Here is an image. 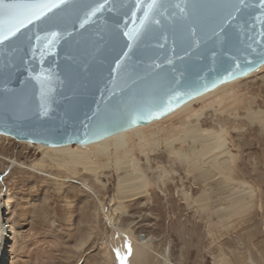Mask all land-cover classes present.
Wrapping results in <instances>:
<instances>
[{"label": "water", "instance_id": "water-1", "mask_svg": "<svg viewBox=\"0 0 264 264\" xmlns=\"http://www.w3.org/2000/svg\"><path fill=\"white\" fill-rule=\"evenodd\" d=\"M30 2L48 7L15 35L0 16V134L15 140L98 141L264 64V0H155L147 16L151 0Z\"/></svg>", "mask_w": 264, "mask_h": 264}, {"label": "rangeland", "instance_id": "rangeland-1", "mask_svg": "<svg viewBox=\"0 0 264 264\" xmlns=\"http://www.w3.org/2000/svg\"><path fill=\"white\" fill-rule=\"evenodd\" d=\"M233 83L189 110L201 112L206 126L224 125L234 151L239 145L241 166L254 189L250 209L229 213L227 192L213 191L214 180L196 179L197 171L188 172L175 152L163 148L164 138L179 133V121L191 112H175L142 126L139 136L146 143L141 147V137L126 134L150 181L142 192H128L116 210L118 173L113 167L102 168L98 180L49 166L39 171L32 166L41 158L34 143L1 134L0 203L9 196L1 215L11 227L8 264H264V144L258 143L264 128L249 122L244 109L250 103L264 109V66ZM151 133H157L159 147ZM96 159L107 160L102 155Z\"/></svg>", "mask_w": 264, "mask_h": 264}, {"label": "bare ground", "instance_id": "bare-ground-1", "mask_svg": "<svg viewBox=\"0 0 264 264\" xmlns=\"http://www.w3.org/2000/svg\"><path fill=\"white\" fill-rule=\"evenodd\" d=\"M263 66L264 64H262L254 71ZM239 78L241 77L235 78L228 82H224L216 86L215 88L188 100L175 110L159 119L168 117L175 112H191L189 109L194 102L220 90H225V88L229 84L233 83V81L236 82V80H238ZM251 104L252 103H250V105L248 104V106L244 108L245 117L249 120V122L256 121L263 129L264 109H255ZM155 120L158 119H154L146 124L152 123ZM206 122L207 121L204 117H202L201 112L192 111L191 113H188L185 118L179 121V133H175L168 138H164L163 148L168 153L175 152V158L178 160V162L184 164L187 167L188 172L197 171L196 179L201 180V182L214 180L211 189L213 190V188H215L216 192H227V195L224 196V198L227 200L225 208L229 210V213L238 215L241 212H245L250 209L253 203L254 189L252 187V183L248 178L249 173L247 174L246 168L241 166V159L240 155L238 154L239 145L236 144L237 151H234L233 147L235 146V143L231 141L229 136H227L228 134L224 125L218 124L213 126H206ZM146 124H139L127 130H123L110 136L104 137L98 141L84 144L88 146L86 147L88 149H81L80 146L83 145L78 144L75 148H73L71 144L50 146L34 143L41 150V158L35 160L32 163V166L39 171L44 170L42 168L49 166L51 168L58 169V172L70 174L73 177L79 174L81 176H85L81 174L85 173L93 176L95 180H98V174L102 168L113 167L118 173V176L116 177L115 190V194L117 195V202L115 205L116 210L123 203L122 200L125 198L128 192H133L135 190L142 192V190L148 185V182L150 181L148 176L139 168L140 164L135 155H132V150L129 148V143L126 137V134L128 132H134L138 136L142 135L143 131L141 128ZM156 135L157 133H151V138L153 141V145L155 147H159L160 145L158 146V139H156L155 137ZM139 137L141 138L138 139L137 146L139 145L141 147L146 142L143 141L142 136ZM20 142L27 144L31 143L27 141ZM258 143L259 145L264 144V135L260 137V139H258ZM136 150L135 152H137ZM150 151H154L151 146ZM140 152L145 154V160H148V153L143 152L142 148ZM100 155L105 156L107 160L105 159V162L97 160L96 157ZM110 157H113V159L111 160ZM48 175L50 174L48 173ZM55 178L57 180V178L59 177L56 176ZM159 178L161 177H158L157 179ZM78 179L79 177L77 178V180ZM78 184H81L86 189L90 188L85 181H80L78 182ZM8 200L9 196L6 194V199L3 202L4 205L0 203V264L9 263V255L6 249V245L10 240L11 227L4 221L1 215V213L9 207V202H7ZM164 260L165 263L168 262L166 258H164Z\"/></svg>", "mask_w": 264, "mask_h": 264}, {"label": "snow or ice", "instance_id": "snow-or-ice-1", "mask_svg": "<svg viewBox=\"0 0 264 264\" xmlns=\"http://www.w3.org/2000/svg\"><path fill=\"white\" fill-rule=\"evenodd\" d=\"M55 6V5H53ZM156 6L155 0L151 2L145 8V15ZM48 5L39 4L35 2H24V0H14L13 3L4 5L0 0V16H5L8 19L7 32L8 35H15L20 28L25 26V22L31 23L33 19H38L37 10L47 8ZM95 12V10H93ZM40 14H43L42 11ZM5 36H0V40L6 39Z\"/></svg>", "mask_w": 264, "mask_h": 264}]
</instances>
